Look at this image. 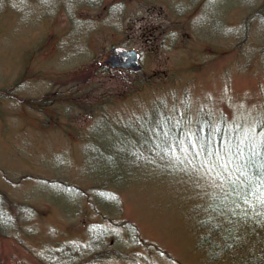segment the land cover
<instances>
[{
	"label": "rangeland",
	"instance_id": "1",
	"mask_svg": "<svg viewBox=\"0 0 264 264\" xmlns=\"http://www.w3.org/2000/svg\"><path fill=\"white\" fill-rule=\"evenodd\" d=\"M116 45L137 72L102 63ZM216 132L264 139V0H0V192L35 252L53 236L82 254L109 230L92 250L119 252L91 264H234L199 245L233 177ZM0 264L40 263L0 238Z\"/></svg>",
	"mask_w": 264,
	"mask_h": 264
},
{
	"label": "trees",
	"instance_id": "2",
	"mask_svg": "<svg viewBox=\"0 0 264 264\" xmlns=\"http://www.w3.org/2000/svg\"><path fill=\"white\" fill-rule=\"evenodd\" d=\"M184 13L187 14V12ZM132 71L137 72L138 69ZM142 83L139 82L140 85ZM38 100L30 101L38 104ZM91 115L93 116V114ZM218 131L222 133L221 128ZM233 135L236 136L237 134L233 133ZM235 136H232V132L226 137L216 132V145L218 143L224 144L227 140H232L234 144L233 155L228 157L230 163L227 167L233 177H226L221 196L209 198L203 205L209 215L204 226L209 228L210 234L205 236L204 241H201L199 245H205L207 255L213 259L216 258L217 254L218 256L219 254L226 255L234 249V251L240 250L233 256L234 264H264V139L244 142L236 139ZM235 150H237V155H235ZM38 178L40 179V177ZM19 180L20 178H17L13 181L17 183ZM58 185L73 193L80 201L85 198L95 209H100L96 203L89 199L87 189L90 186L85 188L80 183L65 180H59ZM14 203H17L14 197L12 198L6 192H0V238L21 244L27 253L40 264H91L116 257L117 254H113L119 252L115 243L112 244V247L92 250L105 242L110 232L107 230L108 232L103 235L100 241L91 242L82 254L75 250L64 253L61 248L68 241L52 240L53 236L46 244L43 253H37L34 250L35 244L26 243L28 238H33L37 230L25 235L24 232L17 231L10 226L6 209H12ZM35 204H28L26 208L27 211L34 213L29 218V222L33 225L36 223L35 219H38V216L42 214H39L38 209L34 207ZM107 223L110 227H118L124 221L114 222L110 215ZM111 236L114 239V236ZM115 242L117 243V241ZM245 244H249L246 249ZM60 259L62 260L59 262Z\"/></svg>",
	"mask_w": 264,
	"mask_h": 264
},
{
	"label": "water",
	"instance_id": "3",
	"mask_svg": "<svg viewBox=\"0 0 264 264\" xmlns=\"http://www.w3.org/2000/svg\"><path fill=\"white\" fill-rule=\"evenodd\" d=\"M103 62L111 67L138 69L141 66L136 49L122 45L113 46Z\"/></svg>",
	"mask_w": 264,
	"mask_h": 264
}]
</instances>
